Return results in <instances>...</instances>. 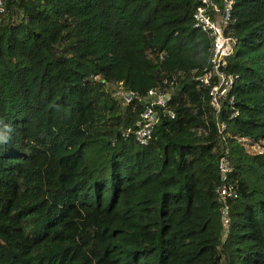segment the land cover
Here are the masks:
<instances>
[{"label":"trees","instance_id":"obj_1","mask_svg":"<svg viewBox=\"0 0 264 264\" xmlns=\"http://www.w3.org/2000/svg\"><path fill=\"white\" fill-rule=\"evenodd\" d=\"M196 5L5 0L0 264H264V0H231L222 70L234 77L218 112L198 79L211 40ZM165 86L174 116L154 105L139 145L142 95ZM119 90L140 98L123 103ZM90 142L106 175L91 178ZM220 155L236 191L226 226Z\"/></svg>","mask_w":264,"mask_h":264},{"label":"built area","instance_id":"obj_2","mask_svg":"<svg viewBox=\"0 0 264 264\" xmlns=\"http://www.w3.org/2000/svg\"><path fill=\"white\" fill-rule=\"evenodd\" d=\"M223 6L218 8L213 0H197V5L192 12L193 25L207 33L210 37L209 56L207 59V66L202 72L200 79L208 86V104L216 111H219L220 101L226 97L227 90L230 88L233 81V74L222 70L225 65L226 56L231 51V38L223 32V23L228 17V9L231 0H222ZM6 13L5 0H0V16ZM119 96L123 103H128L133 98L139 100L140 96L132 91L119 90ZM169 97V90L165 86V90L159 87H153L142 95L143 105L138 112V118L135 122L136 127L133 130V138L139 145L146 144L153 123L156 120V111L153 106H160L165 115L168 117L174 116L173 108L170 102H167ZM222 124L217 126L220 130ZM229 169L227 159L224 155H220L217 160V171L219 174V181L214 187L215 194L219 205V212L221 223L226 226L228 223L226 197L234 196L233 184H228L226 179V172Z\"/></svg>","mask_w":264,"mask_h":264},{"label":"rangeland","instance_id":"obj_3","mask_svg":"<svg viewBox=\"0 0 264 264\" xmlns=\"http://www.w3.org/2000/svg\"><path fill=\"white\" fill-rule=\"evenodd\" d=\"M96 142H90L86 145L84 149L85 157L89 168H91V178L96 176L106 175L107 174V160L106 155L98 149H94ZM247 150H253L257 147L255 145H245Z\"/></svg>","mask_w":264,"mask_h":264}]
</instances>
